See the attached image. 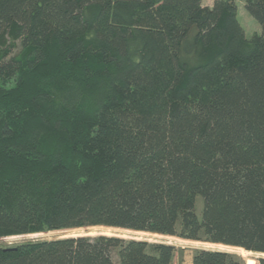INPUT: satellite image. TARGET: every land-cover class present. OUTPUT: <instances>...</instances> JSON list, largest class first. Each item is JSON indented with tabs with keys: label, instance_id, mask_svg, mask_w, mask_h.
I'll return each instance as SVG.
<instances>
[{
	"label": "trees",
	"instance_id": "obj_1",
	"mask_svg": "<svg viewBox=\"0 0 264 264\" xmlns=\"http://www.w3.org/2000/svg\"><path fill=\"white\" fill-rule=\"evenodd\" d=\"M245 8L250 37L236 0H0V238L107 226L264 254V0ZM176 253L83 235L0 246V264Z\"/></svg>",
	"mask_w": 264,
	"mask_h": 264
},
{
	"label": "rangeland",
	"instance_id": "obj_2",
	"mask_svg": "<svg viewBox=\"0 0 264 264\" xmlns=\"http://www.w3.org/2000/svg\"><path fill=\"white\" fill-rule=\"evenodd\" d=\"M239 9V19L245 28L246 34L250 37L255 32H261L262 28L259 22L246 10L245 4L246 0H236ZM214 0H203L204 6H213ZM203 207V198L201 196L197 197L196 200V210L198 213L201 212ZM118 228V227H107V226H89L80 227L74 229H64V230H54L50 232L43 233H32L25 235L7 236L0 238V246H13L26 241L35 240H45V239H55L70 236H95V235H109V236H121L129 239L147 240L150 242H163L176 246L177 253L175 254L173 264H192L194 252L197 249H210V250H221L226 252H231L241 256L245 264H253L247 262L248 259H253L256 264H259L258 259L264 257V254L255 252H242L240 250H226L221 247L220 244L206 243L202 241L188 240L182 241L180 237L162 235L158 233L147 232L145 233H135L131 229ZM131 230V231H127ZM136 231V230H135ZM175 237V238H172ZM224 245V244H222ZM248 255V256H245ZM114 259L116 264H119L118 257L115 254Z\"/></svg>",
	"mask_w": 264,
	"mask_h": 264
},
{
	"label": "bare ground",
	"instance_id": "obj_3",
	"mask_svg": "<svg viewBox=\"0 0 264 264\" xmlns=\"http://www.w3.org/2000/svg\"><path fill=\"white\" fill-rule=\"evenodd\" d=\"M248 253H250V252H248Z\"/></svg>",
	"mask_w": 264,
	"mask_h": 264
}]
</instances>
